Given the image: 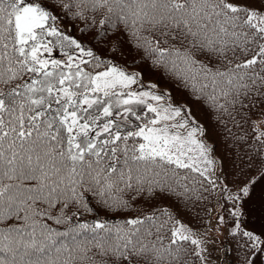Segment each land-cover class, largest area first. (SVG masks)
Segmentation results:
<instances>
[{"label":"snow or ice","instance_id":"obj_1","mask_svg":"<svg viewBox=\"0 0 264 264\" xmlns=\"http://www.w3.org/2000/svg\"><path fill=\"white\" fill-rule=\"evenodd\" d=\"M65 20L93 40L128 32L153 64L231 116L242 98L264 96V0H0V225L20 222L0 227V264H206L205 241L166 209L73 223L79 209L96 211L88 194L119 213L146 194L187 201L218 185L190 110L165 103L155 85L134 90L139 74L106 61ZM254 130L251 175L235 192L221 188L242 264H264V237L242 228L244 198L264 181V127Z\"/></svg>","mask_w":264,"mask_h":264},{"label":"trees","instance_id":"obj_2","mask_svg":"<svg viewBox=\"0 0 264 264\" xmlns=\"http://www.w3.org/2000/svg\"><path fill=\"white\" fill-rule=\"evenodd\" d=\"M259 7V4H257ZM63 23L71 25L70 31L73 36L83 41L86 46H91L101 57L106 61H111L125 70L136 69L142 80H153L159 86L166 87L170 100L173 103H182V109L188 114L189 119L194 120L203 129V135L208 139L212 151L218 156L222 169V176L225 185L231 189H237L251 175L246 165L249 163V156L253 148L256 146L255 136L257 132L255 121L264 115V96L251 94L248 98H242L243 105L236 104L231 109V116H221L216 111L211 109L202 100L192 95L190 90L181 86L167 72L153 64L148 58L143 49H139L135 45L128 32L120 31L112 28H106V38L93 40L94 30H88L84 33L80 32L81 23H72L65 20ZM123 28V25L120 26ZM250 58V57H249ZM264 91V90H262ZM259 163V161H257ZM205 187L208 191H203L201 199L177 200L175 198H157L150 199L146 194L143 198L137 197L132 204L131 209H126L119 213L104 211L90 194L87 199L89 205L96 209L93 213H88L83 209H79L80 214L73 216V223L89 222L91 223L97 218L107 220L109 223L115 224L122 222L129 217H136L149 214L152 209H166L175 218L182 220L184 223L191 225L203 224L209 214L210 206L213 201L214 191L207 183ZM132 195H135L134 193ZM130 198V197H125ZM38 207L45 208L43 204H38ZM232 207V202L226 197L222 203V212L228 222H232L229 218V211ZM61 206L50 209V214L53 217L59 216ZM65 214L71 215L77 211L75 206L65 209ZM243 212V211H242ZM37 219H40L37 217ZM244 221V212L242 216ZM42 222L46 223L50 228L57 231H65L68 228L67 224H56L52 219H45ZM20 223L16 220H9L6 224L0 227H6L8 224ZM243 228V227H242ZM244 229V228H243ZM244 241L239 237H233L226 234L224 238L225 252L228 264H242L243 248L240 247ZM190 252L194 250V246L186 244ZM97 250L92 248L88 252L89 256H95V260L99 262L102 258L96 255ZM190 264H201L199 259L188 257ZM80 264H89L87 260ZM109 264L111 262L109 261Z\"/></svg>","mask_w":264,"mask_h":264},{"label":"rangeland","instance_id":"obj_3","mask_svg":"<svg viewBox=\"0 0 264 264\" xmlns=\"http://www.w3.org/2000/svg\"><path fill=\"white\" fill-rule=\"evenodd\" d=\"M64 25L67 26L65 23ZM54 55L59 56V53L55 52ZM125 71L138 74L136 69ZM137 79L138 83L133 85L134 90H142V86L143 89H147L149 85H155L156 87L152 88L151 91L164 96L165 103L170 102L171 104L182 108V103H173L170 100L166 87L157 85L153 80L143 81L139 78V75ZM196 125L201 128L198 123H196ZM255 126L256 128L264 127V115L256 119ZM187 130L188 129H184L182 131L186 132ZM198 138H200L210 150V157L215 162V176L213 178L216 180L218 186L214 189V198L206 222L202 225L185 224L191 228L198 237L205 241L204 247L207 249L205 253L206 264H228L225 255L224 238L232 229L233 223L227 222L226 219L224 223H220L218 219V217L224 216L222 212V203L224 201V196H226V193L221 191V188L225 185L221 174V166L218 156L212 151L210 142L206 139L203 133H198ZM230 190L232 192L236 191V189ZM243 204L244 207L242 210L245 213V219L242 226L246 230L264 237V181H261L250 191L249 196L244 198Z\"/></svg>","mask_w":264,"mask_h":264}]
</instances>
